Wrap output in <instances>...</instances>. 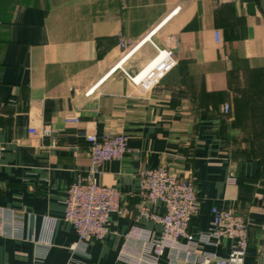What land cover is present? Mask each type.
<instances>
[{"label": "crops", "instance_id": "1", "mask_svg": "<svg viewBox=\"0 0 264 264\" xmlns=\"http://www.w3.org/2000/svg\"><path fill=\"white\" fill-rule=\"evenodd\" d=\"M252 2L0 0V207L25 221L22 238L0 236V264H129L119 259L126 232H161L139 216V170L161 164L196 185L195 236L210 230L213 207L233 209L249 224L245 264H264V0ZM156 46L177 63L146 89L131 77ZM109 131L134 151L98 179L121 189L128 213L113 212L104 239L74 250L68 188L91 162L86 135ZM231 245L213 238L199 248L227 256Z\"/></svg>", "mask_w": 264, "mask_h": 264}, {"label": "built area", "instance_id": "2", "mask_svg": "<svg viewBox=\"0 0 264 264\" xmlns=\"http://www.w3.org/2000/svg\"><path fill=\"white\" fill-rule=\"evenodd\" d=\"M179 8L175 9L174 14ZM156 29L135 45L124 57H129ZM130 40L122 38L120 45L126 48ZM157 55L134 77L132 81L143 88H151L170 72L177 63L174 51L156 46ZM120 63L114 66L113 72ZM97 86V85H96ZM96 86L87 91L90 94ZM225 103L222 110L230 111ZM69 123L79 122L78 117H68ZM37 134L36 129L30 130ZM91 162L84 173L78 174L68 188L65 200L66 222L72 224L78 233V240L72 249L84 248L90 240L104 239L110 232L111 214L128 213L123 192L115 185L99 182L104 164L111 160H121L134 151L128 137L120 132H105L102 135L87 134ZM140 193L143 198L139 216L154 220L161 227L160 235L151 230L133 226L125 234V244L119 259L129 264H162L160 259L168 251L169 264H245L249 246V224L236 211L213 207L214 215L209 231L195 236L191 231L192 220L200 210V198L191 178L180 177L170 172L168 166L158 165L139 170ZM234 175L231 174L230 179ZM160 203L162 212L153 211L150 205ZM24 215L13 209L0 207V236L22 238L24 236ZM213 238L232 240L227 256L204 251L199 243H210Z\"/></svg>", "mask_w": 264, "mask_h": 264}, {"label": "water", "instance_id": "3", "mask_svg": "<svg viewBox=\"0 0 264 264\" xmlns=\"http://www.w3.org/2000/svg\"><path fill=\"white\" fill-rule=\"evenodd\" d=\"M242 1L249 2L248 7L251 8V9L254 8V4H253L252 0H242Z\"/></svg>", "mask_w": 264, "mask_h": 264}]
</instances>
